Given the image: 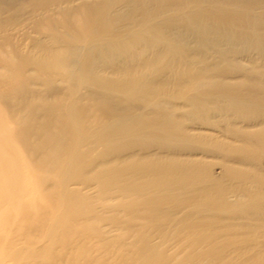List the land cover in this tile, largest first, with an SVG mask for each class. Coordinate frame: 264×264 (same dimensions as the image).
<instances>
[{
    "label": "bare ground",
    "instance_id": "1",
    "mask_svg": "<svg viewBox=\"0 0 264 264\" xmlns=\"http://www.w3.org/2000/svg\"><path fill=\"white\" fill-rule=\"evenodd\" d=\"M0 264H264V0H0Z\"/></svg>",
    "mask_w": 264,
    "mask_h": 264
}]
</instances>
